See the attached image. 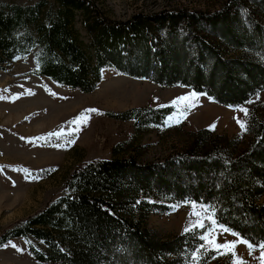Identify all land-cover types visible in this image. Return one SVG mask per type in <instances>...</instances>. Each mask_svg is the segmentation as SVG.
I'll return each instance as SVG.
<instances>
[{
	"label": "trees",
	"instance_id": "trees-1",
	"mask_svg": "<svg viewBox=\"0 0 264 264\" xmlns=\"http://www.w3.org/2000/svg\"><path fill=\"white\" fill-rule=\"evenodd\" d=\"M34 49L32 73L85 93L112 67L235 107L264 90V0L125 20L95 0L0 2V69ZM172 111L135 107L108 115L162 126ZM246 129L249 140L238 152V139L201 128L185 149L156 163L129 156L77 165L42 209L0 233V247L24 238L36 260L57 264H209L217 250L205 244L203 228L160 239L145 224L148 215L187 200L206 205L216 223L249 243L263 244L264 115L249 113Z\"/></svg>",
	"mask_w": 264,
	"mask_h": 264
},
{
	"label": "rangeland",
	"instance_id": "rangeland-1",
	"mask_svg": "<svg viewBox=\"0 0 264 264\" xmlns=\"http://www.w3.org/2000/svg\"><path fill=\"white\" fill-rule=\"evenodd\" d=\"M10 1L32 2L0 0ZM95 1L110 17L125 20L170 8L212 10L225 0ZM35 52L0 69V233L42 209L77 165L97 158L129 156L140 163H156L177 149H185L191 134L201 128L238 139V152L249 140V113L257 118L264 115V90L241 105L229 107L189 87L132 78L112 67L103 68L96 88L85 93L32 73ZM162 106L173 107L162 126H136L133 120L108 115L129 108ZM145 224L160 239L193 227L203 228L205 244L217 250L209 264L264 261V243H249L216 223L206 205L192 200L173 204L169 212L148 215ZM0 264L57 263L36 260L26 239L14 238L0 247Z\"/></svg>",
	"mask_w": 264,
	"mask_h": 264
}]
</instances>
